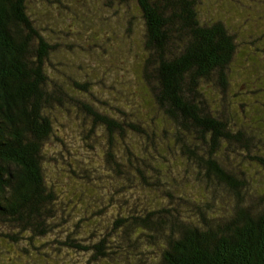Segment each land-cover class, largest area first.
Returning <instances> with one entry per match:
<instances>
[{"label":"trees","instance_id":"1","mask_svg":"<svg viewBox=\"0 0 264 264\" xmlns=\"http://www.w3.org/2000/svg\"><path fill=\"white\" fill-rule=\"evenodd\" d=\"M99 1L112 10L134 2L141 12L146 56L140 74L147 84L153 117L162 120L164 146H173L171 150L158 147L155 122L150 123L154 127H147L128 121V115L119 109L114 110L118 115L108 114L88 102L89 82L76 81L70 90L55 85L49 67L57 45L32 18V0H0V264L42 263L28 254L34 250L37 253L32 254L39 255L43 247L50 253H61L63 247L81 252L88 263L125 264L114 257L126 253L125 258L130 256L134 264H264V190L257 191L252 177L237 174L220 158L227 144L250 152L253 137L243 129L234 130L222 113L214 112L206 92L207 87H216L226 93L238 51L236 35L222 21L202 22L198 0ZM124 17L131 28L133 18ZM72 103L84 111V119L92 120V135L97 126L104 127L109 141L107 164L118 173L112 175L118 181L113 184L105 183L107 174L93 179L87 169L82 178L74 174L77 157L70 153V162H66L61 155L73 174V183L78 184V178L92 182L94 188H85L90 192H100L102 184L109 187L94 202L91 213L95 215L115 201L123 212L130 211L104 224L98 234L90 230L83 240L67 232L62 216L66 204L57 191L60 186L46 176V149L59 120L54 113L70 111L67 105ZM129 131L135 143L124 146L126 154H118ZM150 145L151 152L163 148L186 157L207 192L202 203L192 204L178 192L183 183L176 182L177 165L166 181L167 175L155 165L154 154L146 162L142 153ZM162 158V165L170 169V161ZM51 160L58 161L56 156ZM249 160L264 167L261 156H249ZM128 165L138 174L123 172ZM137 182L140 190L160 191L166 201L140 211V191L132 193L129 188ZM222 190L234 198L229 211L220 209ZM71 198L69 203L80 202L82 193L73 191ZM81 221L75 222L72 215V224L81 227ZM61 228L65 235L58 237L56 231ZM49 237L52 239L47 240ZM44 240L50 243H42ZM15 250L24 256L7 257Z\"/></svg>","mask_w":264,"mask_h":264},{"label":"rangeland","instance_id":"2","mask_svg":"<svg viewBox=\"0 0 264 264\" xmlns=\"http://www.w3.org/2000/svg\"><path fill=\"white\" fill-rule=\"evenodd\" d=\"M31 3L32 18L36 25L45 36L50 38L52 44L57 45V50L52 57V66L49 67V73L56 82L54 84H61L65 86V89L70 90L69 88L72 89L76 81L89 82V93L86 95L88 102L99 106L108 114L118 115V112L114 110L119 109L128 115V121H135L147 127H154L150 123L155 122L158 147L164 146L165 133L159 126L162 120L160 117H153L147 84L143 79L144 76L140 74L146 56L143 49L145 28L142 27L141 12L137 5L131 2L116 6L112 10L105 7L99 0H51L50 3L32 0ZM198 11L204 23L222 21L226 24L236 35L238 43L226 93L220 92L216 87H212V90L210 87L206 88L211 107L214 112L222 113L234 130L243 129L253 137L250 152L235 144L233 146L227 144L220 158L237 174L252 177L253 186L257 191L264 190V167L256 161L249 160V156L256 155L264 158V0H198ZM124 16L133 18L131 28ZM78 98L79 96L76 97L77 100ZM67 107L70 111L58 110V113H54L59 120H56L55 132L46 149L49 153H46V176L50 182L60 186L57 191L61 201L66 204L63 205L62 216L66 218L67 232L83 240V237H88L86 233L90 230L98 234L104 224L105 226L110 224L115 217L126 214L128 210L123 212V206L115 201L110 203L101 215L91 213L94 202H99L100 197L109 191V187L102 184L100 192H90L85 189L87 186L93 187L92 182L87 184L81 180L85 177L86 169L93 179L98 174L100 176L107 174L106 184L118 182L112 179V175L118 173L116 170H111L107 164L109 141L104 127L97 126L92 135L90 132L92 120L84 119V111L77 108L75 103L74 106L72 103ZM62 117H64L63 120ZM150 117L153 120H150ZM127 133V138L119 146L121 151L118 148V154H126L124 146L127 144L133 146L135 143L131 142L134 141L133 134L130 131ZM87 136L88 139H85ZM60 140L64 142L63 146ZM85 140L86 143H84ZM170 145V149L164 147L171 150L173 145ZM114 147L118 146L114 145ZM149 147L151 145L147 147L146 152L142 153L143 158H147L146 162L151 161V154H154L157 160L153 165L163 170V173L167 175L166 181L170 177L169 171L174 170L172 168L177 165L178 173L174 174L176 182L179 181L178 185L183 183L182 188H177L178 192L180 194L183 192V197L192 204L202 203L204 194L207 192L197 177L195 178L192 170L194 166L188 167L186 157L180 154L174 156L163 148L158 150L159 153L151 152ZM70 153L80 160L76 158L77 164H74L76 167L74 174L82 176L78 178V184L73 183V174L63 161L66 158L65 161L70 162ZM61 155L64 158H61ZM52 156H56L57 163L51 160ZM162 156L170 161V169L167 165H162ZM60 167H65L68 171ZM122 170L123 172L129 170L126 174H138L130 165ZM169 182L172 184L171 180ZM140 187L139 182L136 185H129L132 193L140 191V202L136 199L140 211L145 208H157L166 201L160 191L140 190ZM73 191L82 193L80 202L69 203ZM233 199L222 190L220 209L226 208L229 211L234 203ZM85 202H88V207ZM69 205H72L71 210ZM72 215L75 217V222L76 219H82L81 227L72 224ZM64 233L65 230L62 228L56 231L58 237L65 235ZM53 236L57 235L52 234ZM51 239L49 237L47 240ZM47 240L42 243H50ZM40 250L42 253L39 255L32 254L37 253L32 250L28 257L31 259L35 257L34 260L42 261L39 264H102L101 262L88 263L86 255L75 250L64 249V247L61 253L47 252L50 249L46 247ZM20 254L24 256L20 251L15 250L7 254V257L20 259ZM126 255L125 253L114 259L125 264H134L130 256L125 258ZM145 256H148V253H145ZM22 261L24 262V259Z\"/></svg>","mask_w":264,"mask_h":264}]
</instances>
